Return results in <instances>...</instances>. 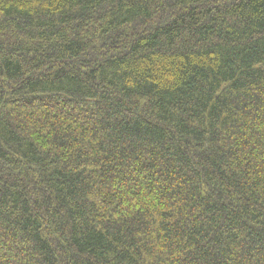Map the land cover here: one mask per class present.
Listing matches in <instances>:
<instances>
[{"label":"trees","instance_id":"16d2710c","mask_svg":"<svg viewBox=\"0 0 264 264\" xmlns=\"http://www.w3.org/2000/svg\"><path fill=\"white\" fill-rule=\"evenodd\" d=\"M0 264H264V0H0Z\"/></svg>","mask_w":264,"mask_h":264}]
</instances>
